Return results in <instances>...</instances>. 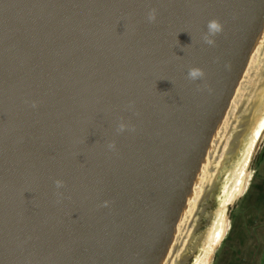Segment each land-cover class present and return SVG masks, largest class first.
Listing matches in <instances>:
<instances>
[{
  "label": "water",
  "instance_id": "water-1",
  "mask_svg": "<svg viewBox=\"0 0 264 264\" xmlns=\"http://www.w3.org/2000/svg\"><path fill=\"white\" fill-rule=\"evenodd\" d=\"M263 121L264 0H0V264H198Z\"/></svg>",
  "mask_w": 264,
  "mask_h": 264
},
{
  "label": "rangeland",
  "instance_id": "rangeland-1",
  "mask_svg": "<svg viewBox=\"0 0 264 264\" xmlns=\"http://www.w3.org/2000/svg\"><path fill=\"white\" fill-rule=\"evenodd\" d=\"M226 195L219 202L222 211ZM227 209L228 228L209 264H264V164L248 191Z\"/></svg>",
  "mask_w": 264,
  "mask_h": 264
},
{
  "label": "bare ground",
  "instance_id": "bare-ground-1",
  "mask_svg": "<svg viewBox=\"0 0 264 264\" xmlns=\"http://www.w3.org/2000/svg\"><path fill=\"white\" fill-rule=\"evenodd\" d=\"M263 131H264V121H263L262 125L260 126V128L258 129V132L256 134V139H257V137H259V134L262 133ZM247 157L249 159L248 154H247ZM248 159H247V163L249 161ZM235 177L237 178L235 181V184L229 193L228 199L226 200L225 204L223 205V211L221 212L219 221H218L216 227L214 228V230H213V232H212V234L208 240L207 247L205 248L203 255L200 257L198 264H209L212 252L220 244V242L222 241V239H223V237L227 231V228H228V224H227L228 220L226 219V213H227L226 208L228 207V205L234 203L238 198H240V196L242 195V193L245 189V186H247L246 182L248 179L247 178L248 174L246 173L245 168L242 169L239 172V175L235 176Z\"/></svg>",
  "mask_w": 264,
  "mask_h": 264
},
{
  "label": "clouds",
  "instance_id": "clouds-1",
  "mask_svg": "<svg viewBox=\"0 0 264 264\" xmlns=\"http://www.w3.org/2000/svg\"><path fill=\"white\" fill-rule=\"evenodd\" d=\"M156 17H157L156 9L150 8L147 11L145 19L148 23H153V22H155ZM207 27H208V35H212V34L220 31V25L216 21L209 22ZM204 40L206 43L212 44V40L208 39V36H205ZM201 76H202V72L198 69H189L188 70V78L191 80H196L197 78H199ZM31 107L33 109H35L37 107L36 103L33 102L31 104ZM127 107H128V110H132L134 108V105L130 102ZM125 131H134V128L130 127L126 122H124L122 120L118 121L116 124L115 133L120 134V133H123ZM106 149L108 151H114L115 150V143L114 142H108L106 144ZM54 187L56 189L55 195L57 197V203H60L61 198L63 197V193L60 190L64 188V182L62 180H55L54 181ZM103 206H107V203L105 202V204Z\"/></svg>",
  "mask_w": 264,
  "mask_h": 264
},
{
  "label": "flooded vegetation",
  "instance_id": "flooded-vegetation-1",
  "mask_svg": "<svg viewBox=\"0 0 264 264\" xmlns=\"http://www.w3.org/2000/svg\"><path fill=\"white\" fill-rule=\"evenodd\" d=\"M263 164H264V131L262 132L260 138L258 139L254 147L253 153L251 157L249 158L248 163L246 164L245 171L248 174V177H247L248 179L246 182L247 186H245V189L241 196H243L244 193L248 191V189L250 188L252 184V181L254 180V177L257 176L261 167H263ZM250 167H252L251 170H250ZM227 212H228V209H227Z\"/></svg>",
  "mask_w": 264,
  "mask_h": 264
}]
</instances>
